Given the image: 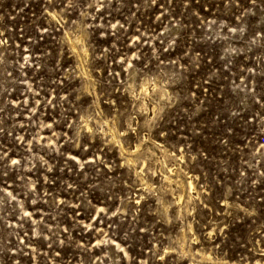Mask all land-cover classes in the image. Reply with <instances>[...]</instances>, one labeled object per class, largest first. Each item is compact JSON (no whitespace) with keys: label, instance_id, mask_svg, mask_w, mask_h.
Returning <instances> with one entry per match:
<instances>
[{"label":"rangeland","instance_id":"rangeland-1","mask_svg":"<svg viewBox=\"0 0 264 264\" xmlns=\"http://www.w3.org/2000/svg\"><path fill=\"white\" fill-rule=\"evenodd\" d=\"M0 264H264V0H0Z\"/></svg>","mask_w":264,"mask_h":264},{"label":"bare ground","instance_id":"bare-ground-1","mask_svg":"<svg viewBox=\"0 0 264 264\" xmlns=\"http://www.w3.org/2000/svg\"><path fill=\"white\" fill-rule=\"evenodd\" d=\"M190 183H191L190 185L193 187V183L192 182H190Z\"/></svg>","mask_w":264,"mask_h":264}]
</instances>
